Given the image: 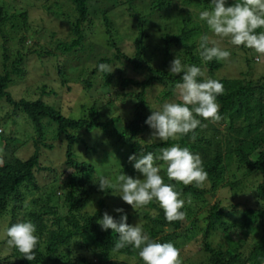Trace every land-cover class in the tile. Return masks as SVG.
Returning a JSON list of instances; mask_svg holds the SVG:
<instances>
[{"label": "trees", "instance_id": "trees-1", "mask_svg": "<svg viewBox=\"0 0 264 264\" xmlns=\"http://www.w3.org/2000/svg\"><path fill=\"white\" fill-rule=\"evenodd\" d=\"M66 1L76 11L75 20L71 25L74 37L70 42L58 43L55 48L67 53L83 48L87 31H89L91 13H96L97 9L100 10L108 27L110 20L106 15V9L92 6V0ZM134 1L128 0L130 10H135ZM139 1L146 8V14L138 16L139 34L134 42L136 47L134 58L123 54L117 47L113 58L101 57L98 60V64H108L113 62L114 58L119 61L123 57L131 61L134 68H144L141 51L143 49L142 40L146 37L144 34L146 25L143 24L145 20L154 21L155 15L158 14V29L166 31L163 39V54L159 66L149 67L150 73L144 80L122 79V86L140 87V91L135 97L132 118L122 126L120 132L118 130L108 131L107 127L115 123L120 124L122 118L115 116L103 121L104 112L96 104L97 102L89 108L87 115L74 117L46 104L40 98L16 100L8 88L13 81V76L23 75L20 65L26 56L23 52L26 37L23 36L20 39L22 47L16 50V57L11 63L8 64L6 52L3 54L0 63V100L3 99L13 106L15 116L24 115L36 133L31 137L34 151L28 158L23 159L13 155L9 160L0 162V217L5 214L10 215L8 227L22 219L30 220L36 225L40 239L35 249L36 259L34 261L23 259L20 257L21 254L13 249L2 264H128L127 262L120 263L115 259L120 256L128 260L134 258L135 262L132 264H143L138 255L139 249L129 246L119 251L113 250L114 244L118 242V234L110 229L103 231L98 224L104 213H108V207L103 199L99 200V208L93 213L83 211L95 192L89 181L95 173V167L92 163L75 158L74 146L76 144L82 142L86 147L89 146L78 134L82 130L90 132L94 129H101L105 133L116 134L121 145L127 149L125 160H128L129 155L140 152H152L157 155L161 148L170 147L173 143L188 147L194 154L199 155L204 171L207 173L209 189L202 185L196 187L169 181L164 170L160 173L165 183L175 184V191L180 194L179 198L184 200L182 220L167 221L163 210L155 202L128 216L129 224L135 225L140 221L144 231L160 243H174L179 237L178 234H182L185 220L190 219L193 210L199 209L198 201L205 193L215 192L217 187L223 183L225 174L227 175L226 184L233 194L242 191L243 188H248L245 182L247 178L252 175L260 176L263 182L256 186V190L264 201V74L258 79L248 77L217 79L214 78V72L221 68V62L216 60L202 62L199 57L198 44L200 36L207 31V28L198 21V15L201 11L211 9V0ZM231 2L232 0H229V3ZM10 9V5L0 3V27L7 22H10L13 27H20V24L15 23L17 18L25 26L27 13H10ZM173 29L176 33L169 34L168 31ZM113 46L116 47L114 42ZM35 52L39 56L54 55L47 50H36ZM172 54L182 57L186 64H195L201 69L207 67L209 77H201V79L213 77L223 84V94L217 97L220 116L217 122L224 125L223 128L210 126L206 129L204 128L205 121L202 120L201 126L195 129L194 133L182 137L179 141L150 143L143 137L144 133L151 130L145 124L146 118L150 115V105L146 101L145 88L155 83L164 84L167 89L162 99L173 95L175 85L181 82L180 75L182 74L169 73L168 61ZM59 71L62 74V71ZM102 76L104 79L103 92L107 93L112 84L111 74L102 73ZM87 85L91 87L92 83L87 81ZM46 120L53 123L58 133L65 138V165L73 170L63 178L61 174L55 175L49 185L42 187L37 181L35 172L53 169V167L40 166L41 145L47 149L54 148L52 144L42 140ZM3 122H7V119ZM193 135L195 139H192ZM0 137L6 141L5 145L9 142L6 137L2 135ZM122 167L124 168L122 171L128 176H136L135 174L138 173L129 161L125 162ZM28 192H39V196L31 201L32 205H36L33 209L23 204ZM19 213L23 216L16 220ZM240 214L241 219L238 223H230L224 219L227 213L223 211L219 201L210 205L206 216L200 220L205 223L202 229V254L200 258L188 260L189 264H264V208L247 207L242 209ZM200 221L198 217H193L190 220L191 226L184 228L185 233L197 229ZM233 228L244 237L238 235L237 238H233L231 235ZM259 228L262 229L261 234L255 236ZM218 229L223 230L227 242L226 247L212 246L210 242L209 238ZM248 235H252L251 241L247 240ZM72 238H79L81 245L91 252L92 257L72 256V252L68 249Z\"/></svg>", "mask_w": 264, "mask_h": 264}, {"label": "rangeland", "instance_id": "rangeland-1", "mask_svg": "<svg viewBox=\"0 0 264 264\" xmlns=\"http://www.w3.org/2000/svg\"><path fill=\"white\" fill-rule=\"evenodd\" d=\"M1 2L11 6L10 13H27L25 26L17 18L15 23L16 25L20 24V27H13L10 22L0 27V63L5 52L8 55V64L13 61L16 57V50L22 47L20 39L23 36L26 37L23 48L26 56L20 65L23 69V75L21 77L13 76V81L8 88L12 96L16 100L21 98L36 100L40 98L46 104L74 117L87 115L89 108L97 102L96 104L104 112L103 121L115 116L122 118L120 124L115 123L107 127L108 131L118 130L120 132L122 126L132 118L135 97L140 91V87L122 86V79L144 80L150 73L148 68L158 67L163 54V39L166 31L158 29V14L155 15L154 21L147 22L145 20L146 22L143 24L146 25L144 32L146 37L142 40L143 49L141 51L144 68H134L132 62L123 57L119 61L114 58L113 62L108 63L113 69L110 73L112 84L109 91L104 93L102 73L96 70L98 60L101 57L113 58L117 52V47L123 54L132 57V59L134 58L136 53L134 42L139 34L138 16H145L146 14V8L142 6L141 1L135 0L133 3L135 10H130L128 0H92V6L106 9V15L110 20L109 27L105 24L100 10H95L96 13H91V16H89V31H87L83 48L67 53L60 52L55 48L58 43L70 42L74 37L71 32V25L75 20L76 11L66 0H0ZM206 32H208V29ZM168 33L172 35L176 33V30H170ZM5 37L7 39H4ZM113 42L116 47L113 46ZM221 46L227 49L231 55L227 60L220 61L222 66L214 72V78L248 77L258 79L264 74V55H259L243 46L237 48L228 44L226 40L221 43ZM36 50H47L54 53V55L39 56L35 52ZM176 56L172 54L169 58L168 70L171 61ZM177 57L181 59L182 63L186 64L182 57ZM246 59L250 61L248 62ZM59 70L62 71V74L59 73ZM202 72L203 77H209L207 67H203ZM87 81L92 83L91 87L87 85ZM166 89L167 87L164 84L159 83L145 88V97L150 105V114L152 109L159 108L164 102L176 100L174 92L170 97L162 99ZM5 119H7V122H3ZM44 123L42 140L45 143L52 144L54 148L47 149L43 145L40 148V166L53 167L52 170L35 172L37 181L42 187L43 185H49L55 175L61 174L63 178L73 170L65 165V138L58 133L53 123L47 120ZM223 125V123L219 124V122L209 119L205 121L204 128L209 129L210 126L223 128ZM35 133L24 115L15 116L13 106L3 99L0 100V136L6 137L9 141L5 145L6 141L0 137V162L9 160L13 155L23 159L28 158L34 151L31 137ZM151 133L152 130L144 133V139L148 141ZM78 134L85 139L89 146L86 147L82 142L76 144L74 146L75 158L79 161L92 163L95 167V173L89 179L95 192L83 211L93 213L99 208V200L103 199L110 215L118 217V214L114 212V209L118 207L123 208L127 216L131 215L135 210L130 205L124 203L115 191L102 192L98 184L101 178L114 182L115 176L123 172L124 168L122 166L128 161L125 160L127 149L121 145L116 134L111 135L101 129H94L90 132L82 130ZM13 139L15 140L13 141ZM123 173L127 175V173ZM135 175L132 177L143 178L140 173ZM226 176L225 174L223 183L217 187L215 192L205 193L198 201L199 209L191 212L190 219L185 220L182 230L183 235L179 233V237L175 239L173 245L179 252L180 264H189L188 260L200 258L203 248L202 229L205 226V223L200 220L206 216L210 205L219 201L223 211L227 213L224 219L230 223L240 221V212L244 208H264V201L256 190V186L263 182L260 176L252 175L247 178L245 182L248 184V188H243L242 191L235 194L226 184ZM202 186L209 189L210 184L207 179L202 183ZM38 196L39 192L26 193L23 204L27 205V208L33 209L36 205H32L31 201ZM61 210H63L62 207ZM22 216V213H19L16 220ZM193 217L199 218V227L186 234L184 228L191 226L190 220ZM9 220V214L0 217V264L13 251L6 244L5 231ZM261 231L262 229L259 228L255 236L260 235ZM231 235L233 238H237L238 235L244 237L234 228ZM251 236L248 235V241L252 240ZM209 239L212 246H227L222 229L214 232ZM68 249L72 252V256L92 257L91 252L81 245L79 238H72ZM115 259L120 263L132 264V262H135L134 258L128 260L123 256Z\"/></svg>", "mask_w": 264, "mask_h": 264}, {"label": "clouds", "instance_id": "clouds-1", "mask_svg": "<svg viewBox=\"0 0 264 264\" xmlns=\"http://www.w3.org/2000/svg\"><path fill=\"white\" fill-rule=\"evenodd\" d=\"M210 4V10L201 11L198 15V21L208 29L200 36L198 44L199 57L203 63L229 58L231 53L221 46L225 40L237 48L243 46L264 55V0H232L231 3L229 0H211ZM96 70L108 74L113 71L105 63H99ZM169 73L182 74L181 82L175 85L176 100L166 101L155 110L151 108L152 112L145 120L152 130L148 140L150 143L179 141L194 133L202 120L215 122L220 119L217 103V97L223 94L220 81L201 79V67L184 64L177 56L170 63ZM192 139H195L194 135ZM128 161L143 178L121 172L115 176L114 182L101 178L98 183L100 190L115 191L135 212L155 202L169 222L184 218V200L175 191V184L164 182L161 171L166 172L169 181L196 187H200L207 176L199 155L188 147H181L179 143L161 148L157 155L152 152L129 155ZM114 212L118 218L105 212L98 222L101 230L110 229L118 234L114 251L130 246L139 249L138 255L143 264H180L179 252L172 243H160L152 239L140 221L135 225L129 224L123 208H115ZM5 236L7 246L19 252L20 257L30 262L36 259L35 249L40 238L36 225L30 220L22 219L11 224L6 228Z\"/></svg>", "mask_w": 264, "mask_h": 264}]
</instances>
